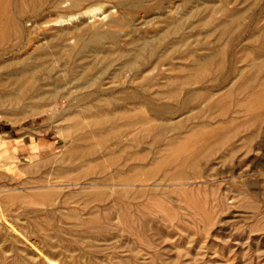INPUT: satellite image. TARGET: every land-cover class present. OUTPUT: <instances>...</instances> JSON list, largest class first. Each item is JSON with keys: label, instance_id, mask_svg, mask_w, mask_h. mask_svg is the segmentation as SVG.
Instances as JSON below:
<instances>
[{"label": "rangeland", "instance_id": "1", "mask_svg": "<svg viewBox=\"0 0 264 264\" xmlns=\"http://www.w3.org/2000/svg\"><path fill=\"white\" fill-rule=\"evenodd\" d=\"M21 1L12 0L10 9L17 26L10 29V39L7 37L0 44L1 214L10 218L17 230L31 237L30 240H35L39 246L42 240L40 247L45 252L49 251L46 239L51 238L53 243L61 244L58 237L70 242L76 233L77 237L84 239L83 244L91 242L92 247H87L94 252L92 264H114L117 261L118 264H138L140 261L143 264H151V261H155V264H264V118L253 122L247 114L233 113V120L237 119L234 123L232 119L226 123L230 127L234 124L231 128L235 131L228 135L234 134L230 136L232 140L227 138L228 141L221 144L224 147H220L207 163L201 159L196 162L197 166H185L186 177L181 182L161 179L165 171L176 173L179 167H160L152 162L156 154L149 138L144 142L135 138V134L154 123L170 127L169 136L175 134L172 127L178 122H184L181 135L190 130L196 131L199 129L196 126H201L199 122L208 115H214V126L219 125L216 120L218 110L208 115L204 112L197 117V112L205 106V102L196 99L198 93L194 92L195 89H182L181 97L185 102H179L183 99L180 96L177 100L172 99L165 91L166 87L164 91L153 92L152 97H147V86L141 83L143 77L154 76L152 82H157L152 87L154 91L157 88L161 90L162 87L158 86L163 81L166 83L182 77L188 79L195 70L187 63L195 54L188 53L185 46L193 50L197 48V52L201 53L211 52L210 46L215 50L225 47L228 38L218 43L216 33L207 31L212 25L207 21V15L212 7L214 18H220L223 16L221 8L231 11L235 1L34 0L32 4V0H26L28 4L25 3L23 9L20 7ZM204 14L206 18L202 19ZM250 21L247 19L245 23L250 25ZM176 22H183L181 34L187 37L183 40L179 33H173L171 35L177 39L176 45L164 48V41L171 38L167 37L169 39L166 40L164 30ZM91 33L103 34L102 50L72 49L78 35L86 38ZM153 41L161 45L156 48L152 66L139 63L136 68L140 76H135L134 69L127 65V58L133 55V48ZM229 41L227 65L229 63L230 68L236 41L233 38ZM205 44L209 48L206 49ZM175 49L180 50L175 52ZM163 73L168 74L169 78H163ZM159 74H162V78ZM171 74L179 76L173 77ZM214 75H218V72H214ZM233 83L230 81L217 91L221 90L219 94H222ZM217 84L215 88L219 86ZM53 89L57 90L56 95L46 99ZM26 92L28 96L24 95ZM38 96L44 98L38 100ZM151 113L161 119H152ZM140 114L145 117V122L137 118ZM245 117H248L247 122L243 120ZM113 133H118L116 141L111 140ZM248 137L251 138L249 144L246 143ZM128 143H131L130 146ZM234 145L237 147L234 148ZM160 147L162 154L163 145ZM76 148L88 154L84 153V161L75 160L70 155L73 149L78 151ZM110 154L115 155V161ZM160 164L164 166L165 163ZM151 170L158 171L154 172V177L145 180ZM196 170L198 172L195 174ZM98 189L110 197L117 193L126 194L121 195L122 199L125 196L123 201L129 224L125 225L115 217L114 207L119 204L111 206L114 221H111L112 225L106 226L109 230L103 232L105 239H97L101 241L94 240L92 243V238L88 237L89 231L79 227L75 216L84 220L97 215L98 210L95 209L99 207H94L93 213L80 208V197L93 194ZM206 207L209 211H205ZM98 215L101 216V212ZM46 221L51 224L48 225ZM0 227V256L4 252L8 261L18 256V260L24 259L29 264H47L41 257H36L38 262L32 260V246L16 231L6 227L2 221ZM111 227L115 232L111 231ZM69 231H73V234ZM82 233L87 235L83 236ZM98 233L100 236L101 233ZM146 236L150 242L145 241ZM128 237L135 248H131ZM97 248H103L101 253ZM95 251L103 255H95ZM57 255H53L52 259L61 264L68 259L70 261L67 264H87L83 261H89L86 257V260L81 262L80 259L79 262L71 261L67 255ZM64 256L66 259L61 261ZM100 258L103 262H100ZM131 259L137 260V263ZM48 264L51 263L48 261Z\"/></svg>", "mask_w": 264, "mask_h": 264}, {"label": "bare ground", "instance_id": "2", "mask_svg": "<svg viewBox=\"0 0 264 264\" xmlns=\"http://www.w3.org/2000/svg\"><path fill=\"white\" fill-rule=\"evenodd\" d=\"M21 1V0H20ZM26 0H22L20 2V7L23 9L24 7V4L27 3V1L25 2ZM33 1L32 0V4H33ZM235 1V5L233 6L232 9H230L231 11H227V10H224V7L221 8L222 12H223V16L220 17V18H214L213 16V13L212 11L214 10L212 7L209 8L210 12L209 14L207 15V21L210 22L212 25L210 27V29H208L207 31L210 32V33H216V39H217V42L220 43V42H223L222 40L226 38L227 41V45L225 43V47H220L219 49L215 50L213 48V46H210V50L211 52L209 53H201V52H197V48L195 50L193 49H190V48H187V46H185V49L187 50V52H194V58L192 60H190L187 64L190 63V65L192 66V70H195L193 71V73H190L191 76L187 77L188 79H185L184 77H182V79L180 80H176V79H171L170 81H166V83L162 82V85H159L158 87H162L161 90L160 89H155L154 91H152V87L157 83H154L152 81H154V76L153 77H143L142 79V85H146L147 87V92L148 94L146 95L147 97H152L153 92H157V91H164V87H166L165 91H167V93L169 94V96L172 98V99H175L177 100V98L181 95V90L182 89H189V90H194V92H197V95L196 96V99L199 100L201 99L200 102H205V106L200 109L198 112H197V117L202 113L204 112H207V115L208 113L212 114V113H215L214 110H218V114L217 115V118L216 120H218L217 122H219V125L217 126H214L213 124V118H214V115L211 116V115H206L207 117H205V120L204 121H201L199 123H201V126L199 124V126L197 125L196 127H198L199 129L196 130V127H194V129L196 131H193V130H190L189 133L185 134V135H181V133L183 134V131L181 132V128L183 127L184 125V122H178L176 124L173 125L172 129H174L175 131V134H173V136H169V131H170V127L166 126V125H162V124H157V123H154V124H150L148 126H146V128L143 129V131H140L138 132L136 135L135 138H137V141H143L147 138H149L148 140L150 141V143L152 144L154 148L153 152L154 154H156L154 157H152L151 161L156 163V164H159L160 167H171L173 166L174 169H176L174 166H177L179 167L178 169L180 170H177L176 173H172L170 172V174L167 172V171H163V175L161 176V179H164V180H169V181H180L181 180L183 181L185 179V171L184 172V167L187 165H194L196 164V162L198 160H201V159H204L205 163H207L211 157L214 155V153L221 147V144L228 141V139H230V136H228L230 133L233 132L232 130V126L234 124L231 125V127L229 125H227L226 123H229L230 120L234 121L237 119H234L233 120V117L231 116L233 113H235L236 115H239V114H247L250 116V119L252 120L253 119V122L255 120H257L258 118H264V0H234ZM35 2V1H34ZM11 3H12V0H0V44L3 43L7 37L9 36V31L12 27H15L17 26V23L15 22V19H14V14L11 13ZM31 3V2H29ZM40 3V2H38ZM28 4V3H27ZM35 5V4H34ZM37 6V5H36ZM32 7V5H31ZM26 8V7H25ZM30 8V7H29ZM219 9V8H218ZM254 11H257V13L255 12V14H253ZM207 14V12H206ZM206 14H204V18H206ZM253 14V15H252ZM247 19H251V23L250 25L249 24H246V20ZM205 21V20H204ZM216 21V23H215ZM183 23V22H182ZM180 22H176L174 23L173 25L171 26H168L167 29L164 30V36L166 37V40L167 37H171L170 40L168 41H164L163 43V47H167V48H171L174 44L176 45V41L177 39H174V36L172 37L171 34L173 33H179V37H181L183 40L186 39L187 35H182L181 34V31L182 30V27H181V24ZM206 23V21H205ZM200 24V23H199ZM208 25V24H207ZM184 27V26H183ZM198 28H199V25H198ZM202 28V27H201ZM197 29V28H196ZM195 29V30H196ZM19 30V29H18ZM16 31V30H15ZM193 32V31H192ZM205 32V31H204ZM203 32V34H204ZM207 32V33H208ZM12 33V32H11ZM197 33V32H195ZM84 34V33H83ZM187 34V33H186ZM11 36V35H10ZM178 37V36H177ZM189 37V36H188ZM9 38V37H8ZM102 38H103V34L102 33H91L90 35H88L86 38L83 37L82 35H78L77 38H76V42H75V46L72 48L73 50L75 49H80V50H92V51H98V50H102L103 46L101 44L102 42ZM230 38H233L234 41H236V44H235V50H234V54H233V63H232V66H230V68L228 67V65H230L228 63L227 65V51H228V44H229V39ZM10 39V38H9ZM208 40V39H207ZM159 41V40H158ZM161 42V41H159ZM156 44V42L154 43H145L143 44L140 48H133L132 51H133V55L130 56L129 58H127V61L126 60H123V61H126L128 62L127 65L132 67V70L134 69V75L135 76H138L139 75V70L136 68V66L139 64V63H145L146 65H148L149 67L152 66V63H153V58L155 56V54L157 53L156 51V48L158 45H161V44ZM7 44V43H6ZM9 44V43H8ZM185 44V42H184ZM224 44V43H223ZM232 44V43H231ZM186 45V44H185ZM208 45L205 44V48H209L207 47ZM230 46V44H229ZM232 46V45H231ZM179 47V46H178ZM177 47V48H178ZM234 47V46H233ZM181 48V47H180ZM184 48V47H183ZM217 48V47H216ZM182 49V48H181ZM199 49V48H198ZM232 49V48H231ZM180 50V49H179ZM179 50H176L175 49V52L176 51H179ZM183 52V51H182ZM186 52V54H187ZM185 54V55H186ZM230 55V53H228ZM171 55V54H170ZM181 56L184 54H180ZM191 55V53H190ZM189 56V55H188ZM187 56V57H188ZM184 58V57H183ZM192 58V57H191ZM231 58V56H230ZM126 59V58H125ZM187 59V58H186ZM155 60V59H154ZM231 61V60H230ZM125 62V64H126ZM229 62V61H228ZM121 63V62H120ZM141 63V64H142ZM156 63V62H155ZM154 63V64H155ZM158 64V62H157ZM186 64V65H187ZM184 64V66H186ZM143 66V65H142ZM174 66V65H173ZM141 67V66H140ZM147 67V66H146ZM176 67V66H175ZM188 67V65H187ZM139 68V67H138ZM152 68V67H151ZM184 68V67H183ZM186 68V67H185ZM175 69V68H173ZM173 69L171 71H173ZM190 70V69H189ZM229 70V71H228ZM188 71V70H187ZM190 72V71H189ZM188 72V73H189ZM214 72H218V75H214ZM78 73V72H77ZM187 73V74H188ZM76 74V73H75ZM164 74V73H163ZM173 74V73H172ZM171 74V75H172ZM186 74V76H187ZM162 75V74H161ZM161 75L159 74V76L161 77ZM168 75V74H167ZM167 75L164 74L163 78H165ZM81 76V75H80ZM140 76V75H139ZM173 77H177L179 75L175 74V75H172ZM170 76V77H172ZM184 76V75H183ZM218 76V77H217ZM219 76H221L219 78ZM168 77V76H167ZM235 77V78H234ZM162 78V77H161ZM169 78V77H168ZM235 80H234V79ZM156 79V77H155ZM167 79V78H165ZM184 79V80H183ZM157 80V79H156ZM218 81V84L216 83ZM232 81L233 85H230V87L227 86V89H225V91L223 90L222 94H219V91L221 90H218L217 89H220V87H226V84H228V82ZM159 82V81H158ZM205 82H209L210 84H205ZM217 85H219L217 88H215V83ZM140 84V82H139ZM230 84V83H229ZM156 88V87H155ZM146 90V89H145ZM188 91V90H187ZM56 92L57 90L53 89L52 91H50L49 93V96L45 97L46 99L49 98V97H53L56 95ZM166 93V92H165ZM181 93V94H180ZM186 93V92H185ZM188 93V92H187ZM164 94V93H163ZM189 94V93H188ZM24 95L28 96V92H26ZM151 95V96H149ZM156 95V94H155ZM165 95V94H164ZM190 95H191V92H190ZM183 96V95H182ZM188 96V95H187ZM23 98V96H21ZM25 97V96H24ZM43 97L41 96H38V100L40 99H43ZM183 99V97H181ZM181 98H179V100H181ZM184 98L186 99V96H184ZM189 98V97H188ZM195 98V97H194ZM20 99V97L18 98ZM193 100V98H191ZM195 99V100H196ZM192 100H188V101H192ZM194 100V101H195ZM187 101V100H186ZM170 102V101H169ZM179 102H185L184 99L183 101H179ZM178 102V103H179ZM199 103H196V106H198ZM166 103V102H164ZM181 104V103H180ZM183 104V103H182ZM198 104V105H197ZM166 105V104H165ZM164 105V106H165ZM175 105V104H174ZM174 105L172 108H174ZM172 106V105H171ZM125 107V106H124ZM163 107V105H162ZM177 107V106H176ZM37 108V107H36ZM159 108V107H158ZM170 108V106L168 107ZM124 109V108H123ZM171 109V108H170ZM169 110V109H168ZM100 111H103V110H100ZM109 111V110H108ZM153 111V109H152ZM170 111V110H169ZM168 112V111H167ZM174 112V111H173ZM171 112V113H173ZM109 113V112H108ZM110 113H112V111H110ZM156 113V112H155ZM152 114L151 113V118L152 119H161V117L159 118L156 114ZM171 113H168L171 114ZM162 115V114H161ZM165 115V114H164ZM167 115V114H166ZM196 115H194L196 117ZM200 115V116H201ZM231 116V118H230ZM241 116H244V115H241ZM240 116V117H241ZM248 116V117H249ZM235 117H238V116H235ZM248 117L245 119H243L244 121L246 120L247 122V119ZM139 118L140 120L139 121H144L145 117L144 116H141V114L137 117ZM135 118V119H137ZM201 118V117H200ZM164 119V118H162ZM131 118L129 119V122L131 123ZM150 120V119H149ZM148 120V121H149ZM243 120L239 123H242ZM250 120V121H251ZM135 121V120H134ZM138 121V122H139ZM259 121V120H258ZM136 122V121H135ZM147 122V120H146ZM203 122V123H202ZM216 122V121H215ZM249 122V121H248ZM250 123V125H252V123ZM232 123V122H231ZM258 123V122H256ZM132 124H133V120H132ZM131 124V125H132ZM216 124V123H215ZM246 123L244 122V125ZM247 125H249V123H247ZM255 125V124H253ZM115 125H113L114 127ZM195 126V125H194ZM240 126V125H239ZM242 126V125H241ZM258 126V125H257ZM132 127V126H131ZM246 127V126H245ZM255 127V126H254ZM193 128V127H192ZM118 129V128H117ZM239 129V128H238ZM248 129V127H247ZM250 130V129H249ZM253 130V129H251ZM114 131V130H113ZM187 131V130H186ZM184 131V132H186ZM192 131V132H191ZM235 131V130H234ZM237 132V131H236ZM249 132V131H248ZM251 132V131H250ZM239 133V132H238ZM122 134V133H121ZM112 138L111 140L116 141V136L118 135V133H113L112 134ZM134 135V136H135ZM234 134H232L233 136ZM237 135V134H236ZM231 136V137H232ZM253 135H251L252 137ZM111 137V136H110ZM118 137V136H117ZM110 139V138H109ZM118 139V138H117ZM119 139L120 138V135H119ZM132 139V138H131ZM136 140V139H135ZM232 140V138L230 139ZM250 140L251 138L248 137L247 138V141L246 143L249 144L250 143ZM131 141V140H130ZM147 141V140H146ZM134 142V140H133ZM148 142V141H147ZM117 143V142H116ZM138 143V142H137ZM140 143V142H139ZM138 143V144H139ZM105 144V143H104ZM129 144V143H128ZM131 144V143H130ZM129 144V146H130ZM135 145L136 142H135ZM162 149H164V153L162 152V154L160 153V149L162 146ZM148 146V145H147ZM106 147V146H105ZM128 147V146H127ZM151 147V146H150ZM224 147V146H222ZM221 147V148H222ZM237 147V146H236ZM235 145H234V148H236ZM233 148V146H232ZM231 148V150H232ZM76 151H82L81 149H75ZM84 150V149H83ZM75 152L74 149L71 151L73 152L72 154L70 153V155H72L74 157V159L76 160H81V161H84L86 159V155H88L87 153H85L84 151L82 152ZM86 155H85V154ZM114 153V152H113ZM69 155V156H70ZM111 155V154H110ZM116 157H117V153H115ZM114 155V156H115ZM113 156V154L111 155ZM110 156V158H112ZM113 156V161L114 160V157ZM133 156V155H132ZM143 157V156H141ZM141 157L139 159H141ZM144 159H146L145 157H143ZM73 159V160H74ZM129 159V158H127ZM138 159V160H139ZM72 160V159H71ZM70 160V161H71ZM74 160V161H75ZM112 161V160H111ZM140 161V160H139ZM73 162V161H72ZM71 162V163H72ZM151 162V165L153 164ZM69 163V164H71ZM78 163V162H77ZM160 163H165L164 166ZM140 164H138L139 166ZM120 166V165H119ZM137 166V164H136ZM145 166V165H144ZM154 166V165H153ZM197 166V164L195 165ZM195 166H193L195 168ZM143 168V164L141 166ZM132 168V167H131ZM155 168V167H154ZM152 168V169H154ZM157 168H159L157 166ZM172 168V167H171ZM170 168V169H171ZM160 169V168H159ZM169 169V168H168ZM167 170V169H166ZM190 170V168H189ZM198 170V169H197ZM196 170V172H194L195 174L198 172ZM66 171V170H65ZM158 171V170H157ZM157 171H154L155 173ZM140 172V171H139ZM154 172L151 170V172L149 171V174H147L144 179H151L152 177H154L153 175ZM191 172V173H192ZM190 174V172H188ZM186 173V174H188ZM162 174V173H161ZM188 174V175H189ZM194 175V174H193ZM159 176V178H160ZM191 176V175H190ZM190 176H188L187 178H189ZM112 177V176H111ZM135 177V176H134ZM133 177V178H134ZM137 177V176H136ZM186 178V179H187ZM123 179V178H122ZM132 179V178H131ZM134 180V179H133ZM137 180V179H136ZM125 184V183H124ZM128 184V183H127ZM36 193V192H35ZM34 194V193H33ZM40 194V193H39ZM43 194V193H42ZM121 194H125V193H121ZM121 194H114V196L110 197V195H106L105 193H103L100 189H98L96 192H94L93 194H88L87 196H84V197H80L82 198V201L80 202V208L85 210V211H89V212H92V209H94V207H99L98 209H95L96 211L98 210V213L101 212V216L98 215H95V216H91L90 218L88 219H81L78 215L75 216V218L78 219V225H80L79 227H83L85 228L87 231H89V238H92L93 242L94 243V240H97V239H105L103 237H105L106 235L103 234L104 231L109 230L108 227H106L108 224L111 223L113 217H114V213L110 210V208H112L114 205L116 204H119L117 207H114L116 208L115 210V217L118 218V220L121 221V223L125 224V225H128L129 224V219H128V216H127V212H126V204L125 202L123 201L122 199V195ZM128 194V193H127ZM126 195V194H125ZM37 196V195H36ZM39 196V195H38ZM207 197V196H206ZM37 198V197H36ZM39 198V197H38ZM44 198V196H43ZM130 198V197H129ZM40 199V198H39ZM46 199V198H44ZM126 199V198H125ZM4 200V199H2ZM208 201V200H206ZM130 202V201H129ZM94 205H93V204ZM191 204V202H189ZM208 202H206L205 204L207 205ZM132 204V203H131ZM158 204V203H157ZM129 205V204H128ZM135 205V204H134ZM161 205V204H160ZM204 205V206H206ZM112 206V207H111ZM159 206V204H158ZM142 207V206H141ZM195 207V206H194ZM208 207V205H207ZM206 207V208H207ZM132 208H133V205H132ZM138 208V207H137ZM131 209V208H130ZM135 209V208H134ZM141 209V208H140ZM209 208L205 209V211H207ZM3 210V209H2ZM60 210V209H59ZM145 210V209H143ZM142 210V211H143ZM129 211V210H128ZM133 211V209H132ZM209 211V210H208ZM95 212V211H93ZM92 212V213H93ZM131 212V211H130ZM135 212V210H134ZM91 213V214H92ZM127 213V214H126ZM64 214V213H63ZM69 214V212H68ZM77 214V213H76ZM133 214V213H132ZM137 214V213H136ZM139 214V213H138ZM137 214V215H138ZM206 214V213H205ZM204 214V215H205ZM146 215V213H145ZM144 214H142V216L144 217L145 216ZM43 216V215H42ZM69 216V215H68ZM71 216V215H70ZM132 216V215H131ZM130 216V218H131ZM140 216V217H142ZM211 216V213L210 215ZM7 217V216H6ZM4 215L1 214L0 212V222L2 221L6 227H8L9 229H12L14 231H16L23 239L25 242H27V244L29 243L32 249V252H31V257H32V260L34 259L36 262H38V259L36 257H41L39 259H41L42 261H46V263L48 264V261L51 263V264H61V262L59 263L58 261L52 259L53 255L55 256H59L57 255L58 253L62 255H67V256H70L69 258H71L72 260L71 261H79L81 259V262L82 260H86V258H89L88 262L87 261H83V262H86L87 264H92L94 261H92V257L94 256V252L93 250L89 249L87 246H91V242L88 243L86 242V244H83L84 242V239H82V237H77L76 236V233H75V238L72 237V241L70 242H65L64 239L62 237H58L59 240L61 239V244H55L51 241V238L49 239H46L45 240V243L46 245L48 246V249L49 251L48 252H45V250H43L41 243H42V240H41V243H40V246L36 243L35 240H30V238H28L25 234L21 233L19 230H17V228L14 226V224L9 220L10 218H6ZM35 218L37 216H34ZM49 217V216H47ZM74 217V216H73ZM142 217V218H143ZM206 217V216H205ZM134 218V216H133ZM132 218V220H133ZM137 217L135 216V219ZM146 218V217H145ZM145 218H143L144 220H146ZM75 219V221L77 220ZM142 219V220H143ZM207 219V218H206ZM210 219V218H209ZM32 220V219H31ZM140 220V219H139ZM40 221V220H39ZM38 221V223H39ZM43 221V219L41 220ZM114 221V220H113ZM112 221V222H113ZM77 222V221H76ZM137 219H136V223H137ZM37 223V221H36ZM35 223V224H36ZM41 223V222H40ZM48 225L51 224V222H47ZM50 223V224H49ZM140 223H141V220H140ZM139 223V224H140ZM74 225V223H73ZM77 225V223H76ZM112 225V223H111ZM116 225V223L114 224ZM133 225V224H132ZM154 225V224H153ZM36 226V225H35ZM53 226V225H52ZM3 228V226H1ZM0 227V228H1ZM47 227V226H46ZM76 227V226H74ZM113 227V226H112ZM111 227V231H113V228ZM1 228V229H2ZM56 228V227H55ZM63 228V226L61 227ZM28 229V228H26ZM31 229V228H30ZM53 229V228H52ZM65 228H63L64 230ZM118 229V227H117ZM130 229V228H129ZM55 230V229H54ZM61 231V229H59ZM57 230V231H59ZM75 230V228H74ZM119 230V229H118ZM121 230V229H120ZM126 230V229H125ZM124 230V231H125ZM131 230V229H130ZM141 230V229H140ZM6 231V230H5ZM29 231V229H28ZM34 231V230H33ZM36 231H37V228H36ZM57 231H55L54 233L57 235ZM65 231V230H64ZM68 231V230H67ZM66 231V232H67ZM78 231V230H77ZM110 231V232H111ZM8 232V231H6ZM72 232L73 234V231H69L68 233ZM76 232V231H75ZM86 232V231H85ZM94 232V233H93ZM97 232V233H95ZM98 232L101 233V235L99 236ZM109 232V233H110ZM115 232V230L113 231ZM111 232V233H113ZM121 232V231H120ZM119 232V233H120ZM126 232V231H125ZM129 232V231H127ZM139 232V231H138ZM142 232V231H141ZM140 232V233H141ZM3 233H4V230H3ZM2 233V234H3ZM11 233V232H10ZM30 233V232H29ZM39 233V232H37ZM52 233V234H54ZM61 233V232H60ZM63 233V232H62ZM65 233V232H64ZM80 233V232H78ZM87 233V232H86ZM122 233V232H121ZM148 233V231H147ZM5 234V233H4ZM3 234V235H4ZM85 234V233H84ZM130 234V233H129ZM132 234V233H131ZM134 234H135V231H134ZM132 234V235H134ZM144 234V233H143ZM141 233V235H143ZM1 235V234H0ZM35 235L36 232H35ZM71 236V234H69ZM68 235V236H69ZM83 235V233H82ZM87 235V234H86ZM86 235H83V236H86ZM110 235V234H109ZM115 235V233H114ZM117 235V234H116ZM137 235V233H136ZM139 235V236H141ZM154 235V234H153ZM49 236V235H48ZM58 236V235H57ZM74 236V235H73ZM81 236V235H80ZM112 236V235H111ZM120 236V234H119ZM2 237V236H1ZM12 237V236H11ZM35 237V236H34ZM77 237V238H76ZM127 237V236H126ZM143 237V236H141ZM147 237V236H146ZM5 238V237H4ZM8 238V237H6ZM40 237L38 236V239ZM42 238V237H41ZM114 238V237H113ZM116 238V237H115ZM123 238V237H122ZM136 238V236H135ZM3 239V237L1 238ZM32 239V238H31ZM45 239V237H44ZM43 239V240H44ZM126 239V238H124ZM131 239V238H130ZM134 238L132 237V240ZM137 239V238H136ZM140 239V238H139ZM146 239V238H145ZM83 240V241H82ZM114 240V239H113ZM127 240V239H126ZM150 240V239H149ZM148 240V237H147V240H145L146 242L149 241ZM86 241V240H85ZM88 241V240H87ZM90 241V240H89ZM97 241H101V240H97ZM105 241V240H104ZM116 241V240H114ZM136 241V240H135ZM134 241V242H135ZM139 241V240H138ZM142 241H144V239H142ZM128 242L130 243L129 241V237H128ZM133 242V244H134ZM150 242V241H149ZM15 243V242H14ZM14 243L12 245H14ZM97 242H95L96 244ZM137 243V241H136ZM140 243V242H138ZM142 243V242H141ZM140 243V244H141ZM5 242V246H7ZM16 244V243H15ZM88 244V245H87ZM93 244V246H95V248L97 247V245ZM126 244V243H125ZM131 244V243H130ZM27 245V247L29 246ZM45 245V246H46ZM60 246L59 248H56L57 246ZM128 245V243H127ZM146 245V243H145ZM148 245H150V243H148ZM2 246V245H1ZM26 246V245H25ZM44 246V244H43ZM100 245H98L99 247ZM132 246V244H131ZM147 246V245H146ZM151 246V245H150ZM14 247H16L14 245ZM92 247V246H91ZM134 245L131 247L133 248ZM1 248V247H0ZM7 248V247H6ZM135 248V247H134ZM17 249V248H16ZM14 249V250H16ZM27 248H25L26 250ZM30 249V248H29ZM28 249V250H29ZM98 249V248H97ZM101 250H103V248H100ZM128 250H130L129 248H127ZM138 249H142V247H138ZM8 250V249H7ZM13 250V249H12ZM99 250V249H98ZM99 250V252L101 251ZM1 251V250H0ZM18 251V250H17ZM136 251V249H135ZM16 252V251H15ZM96 252V251H95ZM99 252L97 251L95 253V255ZM132 252V250H131ZM129 252V253H131ZM6 253V252H5ZM29 253V252H28ZM57 253V254H55ZM101 253V252H100ZM137 253V252H136ZM3 254V255H2ZM1 254L0 256V264H29L26 260H18V256L17 257H12L11 260H6L5 257H4V252ZM12 254H14L12 252ZM97 254V255H98ZM132 254V253H131ZM133 254L135 255V253L133 252ZM16 256V254H14ZM42 255V256H41ZM100 255H103V254H99L98 256ZM130 255V254H129ZM7 256V255H5ZM13 256V255H12ZM54 256V257H55ZM127 256V255H126ZM125 256V257H126ZM20 257V256H19ZM95 257V256H94ZM101 257V256H100ZM122 257V256H121ZM130 257V256H128ZM133 257V255H131V258ZM154 257V255H153ZM7 258V257H6ZM111 258V257H110ZM109 258V259H110ZM124 259V257H122ZM137 258V256H136ZM135 258V259H136ZM9 259V258H8ZM61 259V258H60ZM59 259V261H60ZM63 260L61 261H64L66 259V257L64 256L62 258ZM108 259V260H109ZM122 259V260H123ZM129 259V258H128ZM33 260V261H34ZM40 260V261H41ZM100 262L103 260H101V258L99 259ZM121 260V258L119 259ZM132 260V259H131ZM43 261V262H44ZM67 261H70L69 259ZM67 261H64L65 263ZM132 261H135L134 259ZM137 261V260H136ZM135 261V262H136ZM161 261V260H160ZM164 261V260H163ZM32 262V261H30ZM42 262V263H43ZM80 262V261H79ZM96 262V261H95ZM99 262V261H97ZM96 262V263H97ZM118 262V261H117ZM117 262H115L116 264H118ZM130 262V261H129ZM150 262V261H149ZM155 262V261H154ZM154 262L151 261V264H155ZM167 262V261H166ZM64 263V264H65ZM69 263V262H68ZM71 263V262H70ZM69 263V264H70ZM114 263V264H115ZM132 263V262H131ZM137 263V262H136ZM143 264L141 261L138 263V264ZM145 263V262H144ZM41 264V262H40ZM67 264V263H66ZM72 264V263H71ZM82 264V263H81ZM110 264V263H109ZM121 264V263H119ZM148 264V263H146ZM159 264V263H158Z\"/></svg>", "mask_w": 264, "mask_h": 264}]
</instances>
